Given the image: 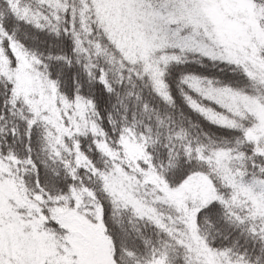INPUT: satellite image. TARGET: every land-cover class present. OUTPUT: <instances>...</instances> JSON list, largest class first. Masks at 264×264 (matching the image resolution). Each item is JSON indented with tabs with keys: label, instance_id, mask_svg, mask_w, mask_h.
Returning <instances> with one entry per match:
<instances>
[{
	"label": "snow or ice",
	"instance_id": "snow-or-ice-1",
	"mask_svg": "<svg viewBox=\"0 0 264 264\" xmlns=\"http://www.w3.org/2000/svg\"><path fill=\"white\" fill-rule=\"evenodd\" d=\"M0 264H264V0H0Z\"/></svg>",
	"mask_w": 264,
	"mask_h": 264
}]
</instances>
